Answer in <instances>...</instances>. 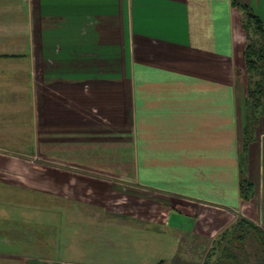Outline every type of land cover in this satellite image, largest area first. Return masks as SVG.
I'll return each instance as SVG.
<instances>
[{"label":"crops","instance_id":"obj_1","mask_svg":"<svg viewBox=\"0 0 264 264\" xmlns=\"http://www.w3.org/2000/svg\"><path fill=\"white\" fill-rule=\"evenodd\" d=\"M240 6L264 24V0H0V212L18 241L28 205L43 229L36 255L0 251V264H73L67 249L118 264L108 244L63 241L68 225L45 211L103 218L113 233L128 218L149 237L254 220L260 199L240 192L249 90ZM261 125L249 153L259 187L264 116ZM45 228L55 261L41 253Z\"/></svg>","mask_w":264,"mask_h":264},{"label":"rangeland","instance_id":"obj_2","mask_svg":"<svg viewBox=\"0 0 264 264\" xmlns=\"http://www.w3.org/2000/svg\"><path fill=\"white\" fill-rule=\"evenodd\" d=\"M16 14L17 19L22 22L24 20L22 14L18 12H16ZM258 199H260L257 201L258 207L257 205L255 206L257 208L255 210L253 209V216H251L260 225H264V174ZM2 206L3 205H0V211L2 210ZM25 211L26 215L22 223V229L24 228L27 234L21 236L19 238L20 241L16 240L14 236L4 232L7 222L0 212V251L19 254L24 258L36 255V250L34 245L31 244V241L36 238V233L39 234L38 231H42L43 229L37 225V220L34 218V209L28 205ZM59 214V212L53 213L51 211L42 213L44 216L51 215L54 217L53 219L48 218L47 222L50 224L53 223V225H56L61 220L62 223L68 225L67 228L60 226L61 231H63V235L60 236V238L63 241H75V243L78 242L79 246H84L85 248L90 247L89 244L93 243L98 244L102 242L103 244H108L110 247L116 248L115 255L112 253L111 258H109L112 259V262L118 264H203L207 250L212 245V240L219 233L189 235L182 231L168 230L167 232L165 231V234H158L150 229L151 233L155 235L149 237L145 234L139 235L147 232L145 229L147 226L144 227L142 222L138 223L132 221L134 223H131V220L128 218L123 220L124 225L122 224V229H116V231L120 233H113L107 230V223L103 218L88 220L89 222L86 223L84 219L66 221V219L55 218ZM131 226H134V229H132ZM45 229L47 230L45 233H52L49 239L47 238L48 234L43 235V232H41L42 235L40 236H43L41 238L44 239L45 242H48L50 251L44 250L41 253L46 254L55 261L57 260L56 253L58 250L55 251V249L51 247L52 244H49L52 242L51 239L55 238L54 231H52L53 229L51 228ZM33 244H36V242ZM53 247L55 246L53 245ZM59 253H61L60 255L63 258L69 259V262L73 264H100L97 251L94 252L93 250H89L87 252L78 251L75 253L67 249V251L62 250ZM5 260L6 259L3 257L0 258L1 262ZM115 260L118 261L116 262Z\"/></svg>","mask_w":264,"mask_h":264},{"label":"trees","instance_id":"obj_3","mask_svg":"<svg viewBox=\"0 0 264 264\" xmlns=\"http://www.w3.org/2000/svg\"><path fill=\"white\" fill-rule=\"evenodd\" d=\"M240 7L243 29L247 34L245 59L249 79L247 120L240 158V192L245 201H251L260 190L257 182L249 176V153L253 152L252 144L258 139L256 132L262 126L264 116V24L248 6ZM211 244L203 264H264V225L244 215L237 216L221 230Z\"/></svg>","mask_w":264,"mask_h":264}]
</instances>
